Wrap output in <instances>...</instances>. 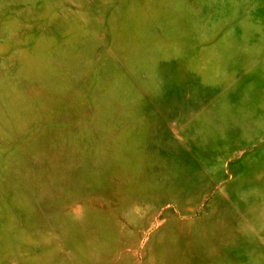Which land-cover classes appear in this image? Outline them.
<instances>
[{
  "label": "rangeland",
  "instance_id": "374dc122",
  "mask_svg": "<svg viewBox=\"0 0 264 264\" xmlns=\"http://www.w3.org/2000/svg\"><path fill=\"white\" fill-rule=\"evenodd\" d=\"M0 264H264V0H0Z\"/></svg>",
  "mask_w": 264,
  "mask_h": 264
}]
</instances>
